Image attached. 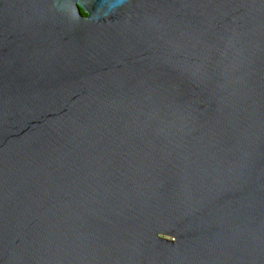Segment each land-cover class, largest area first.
I'll return each instance as SVG.
<instances>
[{
	"label": "water",
	"instance_id": "95a60500",
	"mask_svg": "<svg viewBox=\"0 0 264 264\" xmlns=\"http://www.w3.org/2000/svg\"><path fill=\"white\" fill-rule=\"evenodd\" d=\"M0 264H264V0H0Z\"/></svg>",
	"mask_w": 264,
	"mask_h": 264
},
{
	"label": "trees",
	"instance_id": "16d2710c",
	"mask_svg": "<svg viewBox=\"0 0 264 264\" xmlns=\"http://www.w3.org/2000/svg\"><path fill=\"white\" fill-rule=\"evenodd\" d=\"M81 14H82L83 16H85V13L81 12Z\"/></svg>",
	"mask_w": 264,
	"mask_h": 264
}]
</instances>
